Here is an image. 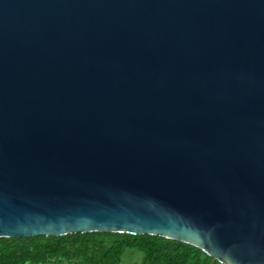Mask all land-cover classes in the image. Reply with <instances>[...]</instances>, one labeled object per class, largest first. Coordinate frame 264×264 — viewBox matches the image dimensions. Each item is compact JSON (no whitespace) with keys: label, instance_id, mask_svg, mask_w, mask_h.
Returning a JSON list of instances; mask_svg holds the SVG:
<instances>
[{"label":"water","instance_id":"obj_1","mask_svg":"<svg viewBox=\"0 0 264 264\" xmlns=\"http://www.w3.org/2000/svg\"><path fill=\"white\" fill-rule=\"evenodd\" d=\"M85 232L264 264V0H0V238Z\"/></svg>","mask_w":264,"mask_h":264},{"label":"trees","instance_id":"obj_2","mask_svg":"<svg viewBox=\"0 0 264 264\" xmlns=\"http://www.w3.org/2000/svg\"><path fill=\"white\" fill-rule=\"evenodd\" d=\"M124 249L140 252L141 264H220L175 240L115 232L0 238V264H118Z\"/></svg>","mask_w":264,"mask_h":264},{"label":"rangeland","instance_id":"obj_3","mask_svg":"<svg viewBox=\"0 0 264 264\" xmlns=\"http://www.w3.org/2000/svg\"><path fill=\"white\" fill-rule=\"evenodd\" d=\"M141 262L142 254L140 252L133 249H124L118 264H141Z\"/></svg>","mask_w":264,"mask_h":264},{"label":"crops","instance_id":"obj_4","mask_svg":"<svg viewBox=\"0 0 264 264\" xmlns=\"http://www.w3.org/2000/svg\"><path fill=\"white\" fill-rule=\"evenodd\" d=\"M57 262L52 261V262H47V263H42V264H56Z\"/></svg>","mask_w":264,"mask_h":264}]
</instances>
